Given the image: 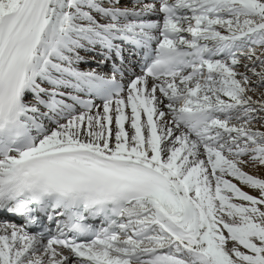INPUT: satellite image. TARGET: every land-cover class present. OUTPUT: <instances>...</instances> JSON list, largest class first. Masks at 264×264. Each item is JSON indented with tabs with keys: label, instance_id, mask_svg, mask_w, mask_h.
Returning a JSON list of instances; mask_svg holds the SVG:
<instances>
[{
	"label": "snow or ice",
	"instance_id": "1",
	"mask_svg": "<svg viewBox=\"0 0 264 264\" xmlns=\"http://www.w3.org/2000/svg\"><path fill=\"white\" fill-rule=\"evenodd\" d=\"M0 264H264V0H0Z\"/></svg>",
	"mask_w": 264,
	"mask_h": 264
},
{
	"label": "bare ground",
	"instance_id": "2",
	"mask_svg": "<svg viewBox=\"0 0 264 264\" xmlns=\"http://www.w3.org/2000/svg\"><path fill=\"white\" fill-rule=\"evenodd\" d=\"M89 66H94V65H82V67H89Z\"/></svg>",
	"mask_w": 264,
	"mask_h": 264
}]
</instances>
